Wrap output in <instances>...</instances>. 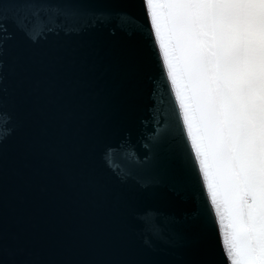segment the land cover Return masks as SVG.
Instances as JSON below:
<instances>
[{"label":"snow or ice","instance_id":"1","mask_svg":"<svg viewBox=\"0 0 264 264\" xmlns=\"http://www.w3.org/2000/svg\"><path fill=\"white\" fill-rule=\"evenodd\" d=\"M121 89L159 98L163 128L96 137L79 179L140 241L134 264H264V0H0V154L34 138L41 98L71 119Z\"/></svg>","mask_w":264,"mask_h":264},{"label":"water","instance_id":"2","mask_svg":"<svg viewBox=\"0 0 264 264\" xmlns=\"http://www.w3.org/2000/svg\"><path fill=\"white\" fill-rule=\"evenodd\" d=\"M143 31L149 36L150 24ZM54 43L56 38L49 37L30 47L39 56ZM165 83L162 77L157 80ZM125 95L124 89L109 90L98 101L101 110L71 119L58 116L55 105L41 98L31 108L34 138L8 137L0 154V264H134L140 241L117 211L93 197L79 179L97 163L96 137L130 133L135 139L141 119L149 130L163 128L159 98L150 113L146 103L133 104ZM165 98L174 99L170 84ZM9 126L10 117L0 112V137Z\"/></svg>","mask_w":264,"mask_h":264}]
</instances>
